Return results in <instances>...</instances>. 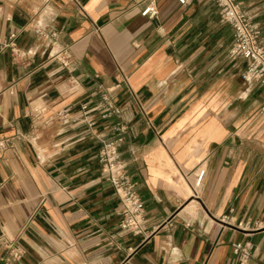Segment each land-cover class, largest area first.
<instances>
[{
  "label": "crops",
  "instance_id": "crops-1",
  "mask_svg": "<svg viewBox=\"0 0 264 264\" xmlns=\"http://www.w3.org/2000/svg\"><path fill=\"white\" fill-rule=\"evenodd\" d=\"M237 2L264 42V0ZM13 33L27 57L0 53V138L15 144L0 152V240L23 247L21 264H240L235 242L264 264V92L213 0H0V41ZM105 97L119 115L101 117ZM84 115L97 134L126 127L141 233L120 226Z\"/></svg>",
  "mask_w": 264,
  "mask_h": 264
},
{
  "label": "built area",
  "instance_id": "built-area-1",
  "mask_svg": "<svg viewBox=\"0 0 264 264\" xmlns=\"http://www.w3.org/2000/svg\"><path fill=\"white\" fill-rule=\"evenodd\" d=\"M185 3L186 0H179ZM220 9L222 20L228 23L233 30V41L230 48V55L233 58H242L247 60V67L243 73V80L247 83L256 82L263 87L264 92V42L261 40V31L254 25L249 17L245 14L241 5L237 0H213ZM150 13L155 16L157 11L155 7L148 6L143 14ZM35 33L46 37L50 36L56 39L57 32L47 33L40 25L33 24ZM17 34L13 33L7 41H0V53L9 48L12 55L20 60L27 57V52L21 49L17 44ZM63 56H62V55ZM55 57L62 65L68 66L71 59L69 51L56 52ZM126 78V77H125ZM127 80V78H126ZM76 83L75 79H71L70 87ZM84 113L91 110L88 103L81 107ZM99 111L102 118H109L113 115L121 113L120 108L115 106L114 102L108 97L104 98V103L95 107ZM264 109V105H263ZM49 106L43 105L35 108L29 115L40 116L48 113ZM52 117L60 120L63 123L72 121L68 109H60L52 112ZM81 121L86 123L89 128H94L96 120L88 119V115L81 117ZM92 133L101 143V148L98 153V162L105 179L113 188L121 203L119 214L122 216L120 226L123 230L141 233L143 228V213L145 203L137 189V183L132 179L127 171L126 164L121 157L120 148L125 140L126 127L120 122L112 127V137L105 133ZM23 137V136H22ZM15 144L13 138H0V152L6 153L14 149ZM204 171H202L197 180L196 185L201 183ZM239 227H242L241 224ZM235 254L239 257L240 264H251L252 252L250 248L241 242L233 243ZM0 249L6 251L3 264H21L25 251L16 240H0Z\"/></svg>",
  "mask_w": 264,
  "mask_h": 264
}]
</instances>
